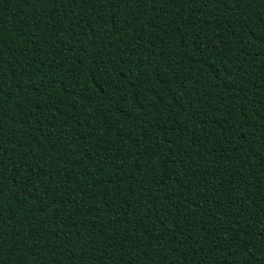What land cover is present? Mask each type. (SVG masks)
<instances>
[{
    "label": "trees",
    "instance_id": "obj_1",
    "mask_svg": "<svg viewBox=\"0 0 264 264\" xmlns=\"http://www.w3.org/2000/svg\"><path fill=\"white\" fill-rule=\"evenodd\" d=\"M0 264H264V0H0Z\"/></svg>",
    "mask_w": 264,
    "mask_h": 264
}]
</instances>
